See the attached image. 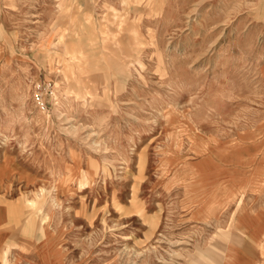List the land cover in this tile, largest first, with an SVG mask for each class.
<instances>
[{
	"label": "rangeland",
	"instance_id": "rangeland-1",
	"mask_svg": "<svg viewBox=\"0 0 264 264\" xmlns=\"http://www.w3.org/2000/svg\"><path fill=\"white\" fill-rule=\"evenodd\" d=\"M120 1L0 0V264H264V0Z\"/></svg>",
	"mask_w": 264,
	"mask_h": 264
},
{
	"label": "bare ground",
	"instance_id": "bare-ground-1",
	"mask_svg": "<svg viewBox=\"0 0 264 264\" xmlns=\"http://www.w3.org/2000/svg\"><path fill=\"white\" fill-rule=\"evenodd\" d=\"M120 3L124 6V5H126L127 0H121ZM104 8H105V10L110 9V8H111L112 10H114L112 7H109V6L104 7ZM66 95H67V94H66ZM53 99H54V102H57V101H58V99H57V95H56V94L53 95Z\"/></svg>",
	"mask_w": 264,
	"mask_h": 264
},
{
	"label": "crops",
	"instance_id": "crops-1",
	"mask_svg": "<svg viewBox=\"0 0 264 264\" xmlns=\"http://www.w3.org/2000/svg\"><path fill=\"white\" fill-rule=\"evenodd\" d=\"M261 227H263V225H261ZM261 227H260V228H261ZM224 233H226L225 236H227V238L229 239V236H230L229 233H228V232H224Z\"/></svg>",
	"mask_w": 264,
	"mask_h": 264
}]
</instances>
